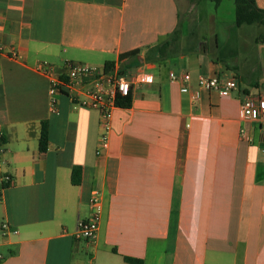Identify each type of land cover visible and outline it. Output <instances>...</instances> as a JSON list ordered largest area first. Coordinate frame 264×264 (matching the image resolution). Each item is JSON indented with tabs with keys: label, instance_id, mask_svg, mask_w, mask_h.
<instances>
[{
	"label": "crops",
	"instance_id": "crops-1",
	"mask_svg": "<svg viewBox=\"0 0 264 264\" xmlns=\"http://www.w3.org/2000/svg\"><path fill=\"white\" fill-rule=\"evenodd\" d=\"M203 1L189 26L177 0H0V175L12 178L0 225L17 230H0V264H264V119L239 115L245 96L264 97L252 79L264 76L262 44L235 17L204 22ZM42 61L58 71L112 62L131 79V103L112 110L99 154V112L65 94L51 112ZM170 71L189 73V90ZM200 74L232 77L236 88H199ZM93 191L96 238L79 240Z\"/></svg>",
	"mask_w": 264,
	"mask_h": 264
},
{
	"label": "built area",
	"instance_id": "built-area-1",
	"mask_svg": "<svg viewBox=\"0 0 264 264\" xmlns=\"http://www.w3.org/2000/svg\"><path fill=\"white\" fill-rule=\"evenodd\" d=\"M3 46L0 45V54L3 53ZM11 57H17L14 49L9 51ZM64 70L58 71L52 64L42 61L38 70L49 78V105L50 111L55 112L58 106V95L65 94L74 106H81L89 109H96L99 112V139L96 153L99 154L109 143L111 131L112 110L117 107L116 98L130 93L131 79L113 64L111 68L105 65H90L76 61H66ZM169 78L180 83L182 91L189 90L190 74L187 72H169ZM145 80L150 82L151 75H146ZM199 88H206L217 91L220 95L226 96L236 88L234 78H221L218 75L200 74L197 77ZM198 90L192 92L191 97L195 99ZM239 115L242 118L264 119V97L245 96L239 106ZM3 145L0 132V162L3 154ZM12 182L8 173L0 175V191ZM1 194V193H0ZM91 213L87 218L77 221L74 237L79 240L93 241L96 238L98 223L101 213V201L97 191H93L90 197ZM2 233L7 231L17 232L7 222L0 225Z\"/></svg>",
	"mask_w": 264,
	"mask_h": 264
},
{
	"label": "rangeland",
	"instance_id": "rangeland-1",
	"mask_svg": "<svg viewBox=\"0 0 264 264\" xmlns=\"http://www.w3.org/2000/svg\"><path fill=\"white\" fill-rule=\"evenodd\" d=\"M179 1V8H180V12H181V21L182 19H184L185 17H187L188 22H189V26H192V22L194 21V17H195V0H177ZM182 3H184L182 5ZM234 8H233V0H222L220 1V3L215 6L214 2L211 0H205L202 2V4L199 5L198 9H196V12L200 13V17L202 18V20L206 19L204 22L208 23L207 20V16H209L211 13L213 15L216 16V20L218 24L221 23H228L229 21H232V19L234 18ZM242 29L246 31V33H252L255 36L264 33V27L258 24H243L241 25ZM206 32V28L204 27L203 33ZM179 33V31H178ZM177 33V34H178ZM180 33H181V29H180ZM206 38H208V42L210 43V37L209 35L205 33ZM259 44L261 45V48L259 47V59H258V69L260 70V72L262 71V69H264V43L263 42H259ZM221 46V45H220ZM222 49H226V46H223L220 48V51H223ZM212 52V51H211ZM213 54H217L220 53L218 51H213ZM237 53H233L231 52V54H229V59L228 62H231L232 57L236 56ZM241 57H238V62L239 59ZM258 70V71H259ZM254 81H258L259 82V88L261 90H264V76L262 77L260 74L259 75H255L252 78Z\"/></svg>",
	"mask_w": 264,
	"mask_h": 264
},
{
	"label": "trees",
	"instance_id": "trees-1",
	"mask_svg": "<svg viewBox=\"0 0 264 264\" xmlns=\"http://www.w3.org/2000/svg\"><path fill=\"white\" fill-rule=\"evenodd\" d=\"M217 6L221 0H211ZM234 3V24L235 26H240L243 24H258L264 27V8L257 5L256 0H233ZM178 33V27L173 31L172 34ZM257 41L264 43V33L257 36ZM163 45V50L166 49L167 42L164 41L162 44L158 45L157 48ZM160 49V48H159ZM139 52L138 49H133L124 53L123 57H133ZM163 52V51H162ZM106 68H111L113 66L112 62L105 63ZM122 72V71H121ZM116 103L120 107H128L131 103V94L125 96H118L116 98ZM47 145V133L46 127L43 126L41 137L39 140L40 150H44ZM79 169L77 167L73 168L72 172V182L79 183ZM124 260L134 264H141V260L132 257L124 256Z\"/></svg>",
	"mask_w": 264,
	"mask_h": 264
}]
</instances>
